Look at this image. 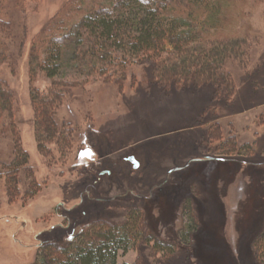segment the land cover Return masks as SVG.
Segmentation results:
<instances>
[{
  "label": "rangeland",
  "instance_id": "374dc122",
  "mask_svg": "<svg viewBox=\"0 0 264 264\" xmlns=\"http://www.w3.org/2000/svg\"><path fill=\"white\" fill-rule=\"evenodd\" d=\"M63 3L2 7L10 30L0 32V80L13 97L15 128L0 132V264H34L37 244L56 234L65 243L55 264H84L98 250L104 264H261L252 240L264 228V0H248L236 26L248 52L226 64L231 100L211 84L161 88L148 65L128 68L121 88L72 66L31 80V39ZM31 89L61 96L53 115L59 142L46 137L48 125L35 127ZM212 123L219 140L210 138ZM230 137L240 150L225 154L218 147ZM15 154L17 165L27 162L15 165L17 194L9 198ZM207 156L226 161L191 162L168 178L169 169ZM194 223L197 243L187 249L150 232H176L187 246ZM106 234L118 242L105 249Z\"/></svg>",
  "mask_w": 264,
  "mask_h": 264
},
{
  "label": "trees",
  "instance_id": "16d2710c",
  "mask_svg": "<svg viewBox=\"0 0 264 264\" xmlns=\"http://www.w3.org/2000/svg\"><path fill=\"white\" fill-rule=\"evenodd\" d=\"M6 1L0 0V32L10 30L9 21L2 17V7ZM63 1L62 7L31 39L28 55L31 80L39 71L53 79L59 69L72 66L87 77H96L121 88L128 68L138 64L144 68L148 65L149 75L161 88L211 84L215 96L221 92L226 100L232 99L235 85L225 67L229 61H242L248 52L245 38L238 36L236 29L244 17V6L248 0ZM259 1L253 0L254 4ZM54 85L55 82L51 86ZM30 95L35 127L38 129L42 124L48 125L46 137L59 142L53 115L61 96L52 89L42 96L31 89ZM12 102L10 90L0 80V132L8 129L14 135L15 126L10 115ZM211 126L210 138L219 140V134L214 133L219 130L217 124L212 123ZM230 138L218 147L225 154L240 150L235 139ZM18 158L19 155L15 154L11 164L13 171L5 181L9 198L17 194L15 176L18 167H23L27 162L22 161L17 165L15 160ZM34 191L28 190L26 194ZM160 197L157 198L158 202H166L165 197ZM143 210L147 211L146 208ZM156 218L157 227H165L159 216ZM145 223L147 226L149 222L145 220ZM154 230L150 232L158 239L176 244L178 250L196 244L199 231L196 227L189 232L190 243L184 246L176 232L164 234ZM109 235L102 238L105 249L110 247L109 241L113 242L112 245L118 242L115 234L113 238ZM64 243L57 234L41 241L37 244L34 264H55V257ZM252 244L256 247L255 253L261 264H264V228L252 240ZM98 257L97 264H104L105 257L100 256L99 250L87 255L84 264H96Z\"/></svg>",
  "mask_w": 264,
  "mask_h": 264
},
{
  "label": "water",
  "instance_id": "95a60500",
  "mask_svg": "<svg viewBox=\"0 0 264 264\" xmlns=\"http://www.w3.org/2000/svg\"><path fill=\"white\" fill-rule=\"evenodd\" d=\"M205 158H207V159H212V157L211 156H207V157H205ZM128 160L129 161H131L132 163H133V168H136V166H137V163L135 162V160H133V158L132 157H129L128 158ZM187 165V164H186ZM185 165V166H186ZM178 168H173V169H171V170H169V172L168 173H170L171 171H174V170H177Z\"/></svg>",
  "mask_w": 264,
  "mask_h": 264
},
{
  "label": "flooded vegetation",
  "instance_id": "af4514ba",
  "mask_svg": "<svg viewBox=\"0 0 264 264\" xmlns=\"http://www.w3.org/2000/svg\"><path fill=\"white\" fill-rule=\"evenodd\" d=\"M129 157L134 158L133 155H129V156L126 157V159H128ZM134 159H135V158H134ZM135 160H136V159H135ZM168 178H171V180H173L174 176H170V177H169V175H168ZM71 233H74V231H72ZM39 243H40V242H39Z\"/></svg>",
  "mask_w": 264,
  "mask_h": 264
}]
</instances>
